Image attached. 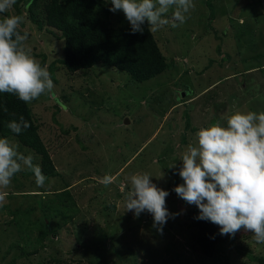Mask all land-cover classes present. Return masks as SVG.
Instances as JSON below:
<instances>
[{
    "label": "rangeland",
    "instance_id": "rangeland-1",
    "mask_svg": "<svg viewBox=\"0 0 264 264\" xmlns=\"http://www.w3.org/2000/svg\"><path fill=\"white\" fill-rule=\"evenodd\" d=\"M29 1L3 14L23 16L19 30L55 85L26 104L43 150L0 138L31 153L47 180L38 186L27 168L13 177L0 207V264H261L264 244L244 230L205 257L195 244V206L174 188L183 183L181 154L200 127L236 110L264 111V0H194L184 24L149 31L166 67L142 82L100 64L69 73L64 40L47 18L50 4L63 0H36L31 13ZM102 1L111 27L129 24ZM136 172L170 193L167 208L177 215L162 232L149 213L125 209ZM105 174L115 177L108 186L100 183Z\"/></svg>",
    "mask_w": 264,
    "mask_h": 264
},
{
    "label": "clouds",
    "instance_id": "clouds-1",
    "mask_svg": "<svg viewBox=\"0 0 264 264\" xmlns=\"http://www.w3.org/2000/svg\"><path fill=\"white\" fill-rule=\"evenodd\" d=\"M113 13L122 11L133 34L142 33L145 24L153 33L166 25L176 28L184 24L196 7L194 0H110ZM16 0H0V14L13 7ZM238 16V21H239ZM22 15L0 17V93L13 94L25 104L52 94L55 87L48 66L42 65L26 43L28 34H21ZM240 23V22H239ZM8 129L20 135L30 127L21 115L12 119ZM181 154L178 175L183 183L175 193L188 205L199 209L198 220L210 221L220 235L234 237L241 230L250 232L257 244H264V111L236 110L224 120L202 126ZM35 157L19 151L11 139L0 138V207L6 202L7 189L13 177L30 169L38 186L47 177ZM148 172L129 177L124 197L126 211L136 216L147 212L154 227L163 231L172 214L167 208L168 191L152 182ZM115 177L105 174L100 183L108 186Z\"/></svg>",
    "mask_w": 264,
    "mask_h": 264
},
{
    "label": "trees",
    "instance_id": "trees-1",
    "mask_svg": "<svg viewBox=\"0 0 264 264\" xmlns=\"http://www.w3.org/2000/svg\"><path fill=\"white\" fill-rule=\"evenodd\" d=\"M36 0H30L25 11L31 13ZM102 1V0H101ZM100 0H63L52 2L47 11L48 26L61 33L64 40L62 65L69 73L100 64L129 73L135 81L142 82L163 72L166 58L162 56L157 44L146 26L142 33L131 31L130 24L115 29L110 26L108 11ZM212 11V3L207 2ZM247 2L246 5H250ZM240 15V14H239ZM236 12L233 18L239 16ZM6 16L0 14V17ZM23 115L30 127L20 135L12 133L7 124ZM0 134L17 137L23 144L43 150L33 127L26 104L17 96L0 93ZM46 174L52 175L50 162L46 161ZM194 226L197 229L195 244L208 258L214 256V247L225 235L210 221L198 220L199 209L193 210ZM264 264V259H261Z\"/></svg>",
    "mask_w": 264,
    "mask_h": 264
},
{
    "label": "crops",
    "instance_id": "crops-1",
    "mask_svg": "<svg viewBox=\"0 0 264 264\" xmlns=\"http://www.w3.org/2000/svg\"><path fill=\"white\" fill-rule=\"evenodd\" d=\"M243 13H244V11H243ZM243 13H242V14H243Z\"/></svg>",
    "mask_w": 264,
    "mask_h": 264
}]
</instances>
